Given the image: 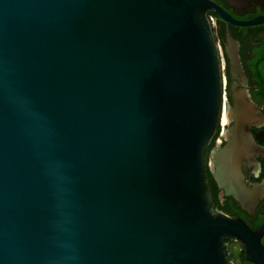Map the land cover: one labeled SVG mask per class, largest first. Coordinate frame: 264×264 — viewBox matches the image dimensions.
<instances>
[{"label":"water","instance_id":"obj_1","mask_svg":"<svg viewBox=\"0 0 264 264\" xmlns=\"http://www.w3.org/2000/svg\"><path fill=\"white\" fill-rule=\"evenodd\" d=\"M209 10L0 0V264H229L231 240L256 241L210 198L221 78ZM234 148L219 169L243 202Z\"/></svg>","mask_w":264,"mask_h":264},{"label":"flooded vegetation","instance_id":"obj_2","mask_svg":"<svg viewBox=\"0 0 264 264\" xmlns=\"http://www.w3.org/2000/svg\"><path fill=\"white\" fill-rule=\"evenodd\" d=\"M208 1L217 8L207 18L221 78L218 125L205 154L210 198L216 212L240 218L260 235L254 243L231 240L229 264H264V0ZM230 142L243 202L223 188L218 156Z\"/></svg>","mask_w":264,"mask_h":264}]
</instances>
